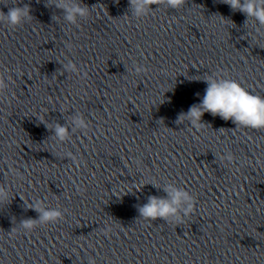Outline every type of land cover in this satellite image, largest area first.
Masks as SVG:
<instances>
[{
  "label": "clouds",
  "instance_id": "9594fccd",
  "mask_svg": "<svg viewBox=\"0 0 264 264\" xmlns=\"http://www.w3.org/2000/svg\"><path fill=\"white\" fill-rule=\"evenodd\" d=\"M221 2L227 4L234 12L239 11L245 14V23L251 19L260 27H264V0H221ZM185 3L186 0H129V7L131 15L140 18L152 11L153 5L163 4L171 9H179ZM49 4L61 10L63 20L71 25H76L79 20L87 18L91 9L80 0H47L46 6L49 7ZM31 18V8L28 4L23 7H10L7 13L0 10V23L10 27L20 26ZM65 70L73 73L78 71L71 61L65 65L63 71ZM135 71L140 73L144 69L142 66H136ZM203 80L207 87L201 102L192 105L187 112L180 113L176 120L178 125L187 120L191 126L200 129L203 124L202 117L205 113H210L225 121L231 120L236 127L264 129V97L252 94L234 79L208 76ZM7 87L5 76L0 74V91ZM45 126L47 127V124ZM87 127L88 123L83 116L74 115L71 126L57 123L51 131L58 142L64 143L70 139L72 132L85 130ZM68 156L75 162L76 158L72 153H68ZM221 159L232 162L234 157L229 152ZM163 190L166 193L165 197L150 196L148 202L138 208L140 217L149 220H180L183 218L180 215L181 212L184 217L193 212L195 200L188 191L171 183L164 186ZM11 200L8 186L0 184V204L7 205L11 203ZM26 207L34 210L38 216L35 219L25 218L20 221L18 227L24 232H31L39 226L55 224L63 219L64 214L59 208L44 206L41 201H35ZM15 230L12 228L10 232ZM88 264H95V261L89 258Z\"/></svg>",
  "mask_w": 264,
  "mask_h": 264
}]
</instances>
